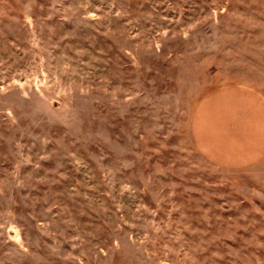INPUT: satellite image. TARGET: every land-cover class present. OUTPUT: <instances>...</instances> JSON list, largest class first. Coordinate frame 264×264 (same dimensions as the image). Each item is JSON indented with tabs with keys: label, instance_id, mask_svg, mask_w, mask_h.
Returning a JSON list of instances; mask_svg holds the SVG:
<instances>
[{
	"label": "rangeland",
	"instance_id": "374dc122",
	"mask_svg": "<svg viewBox=\"0 0 264 264\" xmlns=\"http://www.w3.org/2000/svg\"><path fill=\"white\" fill-rule=\"evenodd\" d=\"M264 94V0H0V264H264V160L191 122Z\"/></svg>",
	"mask_w": 264,
	"mask_h": 264
},
{
	"label": "crops",
	"instance_id": "0c3cea01",
	"mask_svg": "<svg viewBox=\"0 0 264 264\" xmlns=\"http://www.w3.org/2000/svg\"><path fill=\"white\" fill-rule=\"evenodd\" d=\"M195 147L224 169L249 168L264 160V94L245 83L210 90L191 122Z\"/></svg>",
	"mask_w": 264,
	"mask_h": 264
}]
</instances>
